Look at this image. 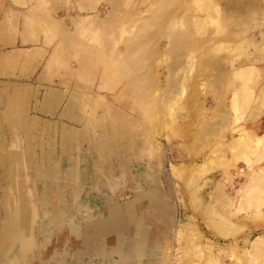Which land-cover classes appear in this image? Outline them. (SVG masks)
<instances>
[{"label":"rangeland","instance_id":"rangeland-1","mask_svg":"<svg viewBox=\"0 0 264 264\" xmlns=\"http://www.w3.org/2000/svg\"><path fill=\"white\" fill-rule=\"evenodd\" d=\"M227 1L6 0L8 8L27 16L37 30V43L46 49L42 68L48 81L70 83L72 96L86 108L85 137L72 138V151L85 145L89 166L94 156L108 155L104 165L115 172L106 176H113V185L122 189L116 190L119 202L109 215L104 207L95 212L83 242L72 232L56 231L35 237L34 251L11 245L5 252L0 245V264L264 262V206L251 203L261 197V182L253 179L264 173V158L260 152L244 153L238 140L242 132L234 131L246 129L255 118L252 124L261 125L256 136L264 145V100L254 93L251 106L243 109L233 94L222 97L220 115L230 123L235 115L240 120L221 131L216 145L210 136L215 111L212 54L228 44L223 41L229 26L224 20ZM222 47L219 56L228 52ZM257 69L264 74V68ZM232 97L240 107L237 113ZM201 166L206 168L201 171ZM89 175L95 181L101 176ZM122 177L119 184L116 179ZM156 182L169 199L175 195L173 230L156 212H146L145 199L150 200ZM135 207L144 212L148 239ZM130 226L127 233L133 228V235L125 237ZM108 231L118 234L119 244L110 237L109 249L98 247ZM137 235L144 236L134 239ZM255 250H262L257 260Z\"/></svg>","mask_w":264,"mask_h":264},{"label":"crops","instance_id":"crops-1","mask_svg":"<svg viewBox=\"0 0 264 264\" xmlns=\"http://www.w3.org/2000/svg\"><path fill=\"white\" fill-rule=\"evenodd\" d=\"M30 25L6 0L0 4V245L5 252L11 245L34 251L35 237L56 231L72 232L83 242L95 212L104 207L109 215L119 202L116 190L122 189L106 176L115 172L104 165L108 155L94 156L89 166L85 145L72 151V138L85 137L86 108L72 96L70 83L48 81L42 68L46 49ZM92 173L101 175L98 181ZM152 186L150 201L160 202L157 182ZM6 222L15 228L9 237L3 236Z\"/></svg>","mask_w":264,"mask_h":264},{"label":"bare ground","instance_id":"bare-ground-1","mask_svg":"<svg viewBox=\"0 0 264 264\" xmlns=\"http://www.w3.org/2000/svg\"><path fill=\"white\" fill-rule=\"evenodd\" d=\"M225 6L226 8L224 11H226L225 12L226 19L224 20H226V22L229 23V26L226 30L223 41H226L228 43L227 45H231V44L233 45L231 46L225 45L224 47L221 46L224 50L228 51V52L226 51L227 53L223 54V56L218 55L219 54L218 50L221 49L220 46H218V49L216 47L213 51V53L216 52L217 54L216 53L212 54L213 74L210 82L212 86L211 88L212 98H213L212 102L215 103V108H214L215 111L211 118L212 122L210 124L211 127L210 136L211 134L213 135L211 137H214L212 139V142L215 145L218 140V137L220 136L221 131L224 132L225 131L224 128L229 129L226 127H229L230 125L232 127L238 122L237 120H240V118H238V116L235 115L237 112L240 111V107L239 106L236 107L237 106L236 104L238 102H235V100L237 101L238 99L240 100V103L242 105L241 107L243 109L251 106L250 103L251 102L253 103L252 96L256 94L258 95L259 100L261 101L264 100V74L259 75L257 69V66H261L262 68H264V0H228L227 2H225ZM222 60L225 61V63H222ZM226 65L230 67L229 71L226 70L225 68ZM228 94H233L235 98L234 100L232 97L234 103H232L233 100H231V103L235 105L234 109L236 108L235 109L236 113L234 112L235 117H233L235 121L232 119L231 123H230V119L223 118L220 115L221 112L220 106L222 103V97H225ZM254 102H256V104L258 103L257 101ZM254 120L255 118L252 120V123ZM249 123H248L249 125L247 124L248 127L245 126L246 129H244L243 126L239 127L238 129H236L237 127L236 128L232 127V128H234V131L237 130L242 132L241 133L242 139H240L241 137L238 139L239 146L241 144L243 146L242 151L246 154L248 153L247 155H249V153L260 152L261 161H262L263 160L262 157L264 158V145L263 143H261L262 138L259 139L261 140L260 142L258 141L256 136L257 135L256 131L260 128L261 123H259L260 126H258V124L254 125L251 122ZM254 123H257V121ZM250 130H252V132ZM239 146H236L235 148ZM259 157L256 160L257 162L258 160H260ZM205 166H201L199 167V169L201 168L202 171V169L206 168ZM251 169L253 170L254 167ZM253 176H255V173L254 175H252V177ZM255 179H253L254 182H258V181L261 182L260 186L258 185L259 182L257 183V185L260 188V190H258V192L260 191L258 195L261 197L259 200L257 198L255 202H251V203H255V207L259 208L264 206V173H260L258 177ZM250 199H251L250 201H254L252 200V198ZM159 201L164 202L163 195H162V199ZM250 201H248V203ZM14 230H15L14 225L9 222H6L3 229V236H7V237L11 236V233H13ZM260 251L262 253V250H259V253L256 251V254L254 253V256L257 254L261 255ZM255 257L254 260H257V257L256 258ZM261 258L264 259L263 256Z\"/></svg>","mask_w":264,"mask_h":264},{"label":"water","instance_id":"water-1","mask_svg":"<svg viewBox=\"0 0 264 264\" xmlns=\"http://www.w3.org/2000/svg\"><path fill=\"white\" fill-rule=\"evenodd\" d=\"M162 189V187L160 186V190ZM162 193L166 196V193L165 191L162 189ZM146 202H147V210L146 212H149V213H154L156 212V214L158 215L159 217V221H161V219L167 224V227L168 229H175V226L177 224V205L176 203L174 202H171L172 200H176L175 198V195L173 194L171 196V198L169 199L167 196H166V200H164V202L160 201V202H152L149 200V198L145 199ZM140 202H142L140 200ZM136 208V207H135ZM145 212V213H146ZM143 213L144 212H138L137 208H136V217L137 219L142 223V225L145 226L146 228V236H147V239H148V226L145 224V216H143ZM131 226L128 227L125 231V237H130L133 235V228H132V234L129 235L127 232L128 230H130ZM110 237H115L116 238V241H115V246L119 244V237H118V234L114 231H108V232H105L103 234V236H101V239L99 240V244H98V247H102V248H108L109 247L107 246V239L110 238ZM93 245V247H92ZM90 247L93 248H96L97 245L95 244H92ZM114 247V246H113ZM111 247V248H113Z\"/></svg>","mask_w":264,"mask_h":264}]
</instances>
